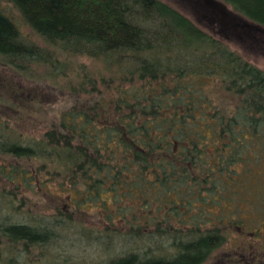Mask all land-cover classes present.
<instances>
[{"label": "trees", "instance_id": "16d2710c", "mask_svg": "<svg viewBox=\"0 0 264 264\" xmlns=\"http://www.w3.org/2000/svg\"><path fill=\"white\" fill-rule=\"evenodd\" d=\"M8 1L45 46L0 8L1 60L97 98L39 136L0 115V264H204L232 228L264 245V69L162 0ZM220 1L264 26V0Z\"/></svg>", "mask_w": 264, "mask_h": 264}, {"label": "rangeland", "instance_id": "374dc122", "mask_svg": "<svg viewBox=\"0 0 264 264\" xmlns=\"http://www.w3.org/2000/svg\"><path fill=\"white\" fill-rule=\"evenodd\" d=\"M195 24L222 40L243 59L264 69V26L257 24L233 10L232 6L220 0H162ZM1 10L17 25L22 38L29 43L45 46L42 39L24 23L18 9L8 0H0ZM50 48V47H49ZM81 62H87L79 58ZM95 94L74 96L45 79L29 80L17 74L0 58V115L9 119L13 126L23 133L39 136L53 123L58 122L61 111L80 106L81 101L93 102ZM2 160L3 158L0 157ZM10 185L0 178V191ZM25 206L33 212L52 213L57 209L72 212L81 220V214L73 213L58 194L43 191H22ZM19 199L21 196H18ZM8 213L1 207L0 217ZM88 226L101 227L104 222L97 212L82 216ZM262 227V226H261ZM262 233L264 228L262 227ZM264 235V234H263ZM263 241L253 235L242 233L237 228L228 231L226 242L218 248L204 264H264ZM1 246V245H0Z\"/></svg>", "mask_w": 264, "mask_h": 264}]
</instances>
